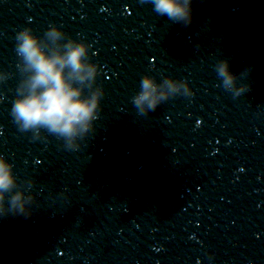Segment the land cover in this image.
I'll use <instances>...</instances> for the list:
<instances>
[{"label": "water", "instance_id": "95a60500", "mask_svg": "<svg viewBox=\"0 0 264 264\" xmlns=\"http://www.w3.org/2000/svg\"><path fill=\"white\" fill-rule=\"evenodd\" d=\"M185 27L159 16L149 0H0V155L13 165L58 139L34 138L13 122L21 74L15 36L24 27L43 37L55 24L89 44L102 86L99 115L140 91L144 75L158 81L264 17V0H192ZM98 115V116H99Z\"/></svg>", "mask_w": 264, "mask_h": 264}, {"label": "clouds", "instance_id": "9594fccd", "mask_svg": "<svg viewBox=\"0 0 264 264\" xmlns=\"http://www.w3.org/2000/svg\"><path fill=\"white\" fill-rule=\"evenodd\" d=\"M159 16L185 27L192 23V0H149ZM15 52L21 79L11 107L13 122L21 132H31L39 138L42 132L63 141L66 150L77 151L81 141L94 131V122L101 111L104 96L102 86L96 85L98 65L89 57L90 45L73 39L61 27L51 24L44 36L36 35L30 27L16 33ZM222 87L234 97L249 91V85L239 79L250 69L232 72L228 59L215 66ZM6 76H0L5 79ZM166 91L155 77L144 75L140 91L132 97L139 115L155 111L158 105L177 95H193L189 82L171 76L162 79ZM14 165L0 155V216L13 214L29 217L35 196L26 195L13 171ZM63 195V193H61Z\"/></svg>", "mask_w": 264, "mask_h": 264}]
</instances>
